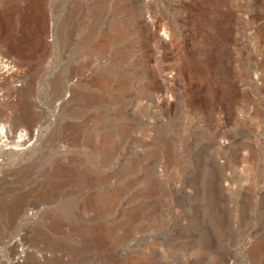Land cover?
<instances>
[{"label": "rangeland", "instance_id": "374dc122", "mask_svg": "<svg viewBox=\"0 0 264 264\" xmlns=\"http://www.w3.org/2000/svg\"><path fill=\"white\" fill-rule=\"evenodd\" d=\"M45 16L54 33L40 70L33 55ZM116 24L121 42L101 49ZM11 25L15 32L6 47L0 45V55L9 53L16 79L0 83V111L21 101L12 91L24 88L45 140L23 159L3 144L1 202L33 189L55 160L73 157L99 167L98 140L77 139L70 147L44 144L55 126L73 125L66 134L78 137L98 127L100 137H113L123 121L130 135L111 169L121 175L133 162L140 167L112 189L124 192V208L134 207L130 199L139 179L154 169L166 185L160 195L166 213L155 222L145 213L141 240L121 248V254L155 264H264V252L254 254L264 246V0H13L0 12L2 36ZM28 53L25 64L16 66L13 60ZM117 88H123L121 99ZM71 90L80 97L72 100ZM92 94L99 100L83 109L84 97ZM72 105L75 115L68 111ZM156 147H162L158 165L151 156ZM63 201L41 212H66L75 221L85 217ZM40 222L36 216L7 231L0 264H13L11 245L21 239L22 226Z\"/></svg>", "mask_w": 264, "mask_h": 264}, {"label": "bare ground", "instance_id": "6f19581e", "mask_svg": "<svg viewBox=\"0 0 264 264\" xmlns=\"http://www.w3.org/2000/svg\"><path fill=\"white\" fill-rule=\"evenodd\" d=\"M11 1L13 0H0V12L2 8ZM119 1L120 0H118V2ZM117 24L113 26L110 33L108 32V36L101 41V49H106L110 46V43L120 40L119 38L122 35V30ZM146 25L147 27L149 26L148 23ZM53 26L50 17L45 16L41 26V37H44H40L38 40V45L35 47L37 50L33 55V63L40 70H44L45 63L49 56L50 42L48 41V37L50 34L54 33ZM8 31V35L2 36L0 28V40L3 39L2 42H0V45H2L1 47H6V44L10 42L13 32H15L12 25ZM28 55L30 56L29 53L25 56L20 55V57L13 60V62L16 66H20L23 62V64H25ZM6 58H10V56L9 53L4 50L2 55H0V83L2 85L11 84L16 79L15 74H13L11 70V66L9 67L10 61ZM121 58L118 59L120 63L122 60ZM94 79L88 80V83L93 85ZM118 80L119 79H117V81ZM58 82L57 79L53 81L52 90L54 93L57 92ZM21 85L24 86L22 83ZM122 89L123 88H117L116 97L119 99L122 98ZM25 93V89L22 87L16 89L15 92L12 91V94L21 97V101L18 102L16 100V104L0 111V151L2 153L6 150L7 146H10L11 149L14 147L13 155L19 156L22 159L32 155L37 147L45 140L42 141L41 137L43 134V127L38 125L37 114L34 115V111L31 109L33 106L30 101L26 100L25 96L27 93ZM70 94L72 100L80 97L79 93L73 90H71ZM98 100L99 97L96 94L86 95L84 97L83 109H89V106L91 104L95 105ZM118 103H120L121 106L125 104V101H119ZM57 104L59 105V103ZM57 109L58 107H55V112H57ZM68 111L71 115L78 113V109L74 105H72ZM91 118H93V116ZM95 120L98 121V118L95 117ZM68 129L73 132L76 128L70 124L66 125L64 128L55 126L44 144L47 143L50 147H58L59 145L70 147L74 143H77V139H81L88 144L98 140V144L95 145L94 151L98 156L99 167L94 168L83 165L84 163L79 164L73 157H68V159L65 158V160H55L51 163L49 168L44 169L42 180L37 183L33 189L19 193L17 196L15 195L10 202L0 201V244L8 238L6 234L11 228L21 224L24 220H30L33 217L40 216V223L28 229L22 226L21 239H16L17 241L15 240V242L12 243L10 256L13 264H29V262L32 264H155L156 262L151 258H133V256L128 255V252L127 255H123L124 253L121 254L120 251L121 248H124L132 242H136L146 231V225L143 221L145 213L152 217L153 222L159 220L164 209L162 206L164 203L160 202V195L166 190V185L159 179L157 171H154V169L151 174L148 172L147 177L142 180L139 179V189L130 199L134 207L124 208L126 202L124 192L122 190L117 191L112 189V185L122 183V179L125 176L133 178L134 173H136L138 167H140V163L133 162L121 175H118L112 170L114 169L112 163L120 152L122 142H125L130 135V127L121 121L113 137H100L101 135H99L98 132L100 129L98 127L89 130V133L81 134L79 137L74 135L75 133L73 135H67L66 130ZM3 144L5 147L4 150H2ZM162 144H164L165 152L170 156L171 150L165 142ZM77 145L79 146L81 144ZM161 148L162 147H156L151 154L152 158L155 160V164H157L156 160L162 154ZM4 161L6 160L1 157L0 163ZM3 164L4 163L0 164V166ZM9 176L10 174L8 172L4 173L2 176L3 180L5 182L9 181ZM162 177L165 178L164 176ZM165 180L169 181L167 178ZM134 183L136 184L135 180ZM139 184H141V186ZM63 200L66 201L67 207L83 212L85 217L79 219V221H75L70 218L66 212L55 215L41 212L42 207L50 208L58 201ZM143 202L149 203L144 207L140 204ZM156 228L157 227H153L154 230ZM25 243H28L29 246H26ZM129 247L131 246L129 245ZM30 248L32 250H30ZM260 252H264V246L254 249V254H259Z\"/></svg>", "mask_w": 264, "mask_h": 264}]
</instances>
